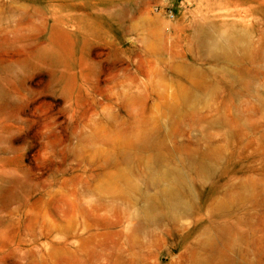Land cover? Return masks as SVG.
Returning a JSON list of instances; mask_svg holds the SVG:
<instances>
[{
  "label": "rangeland",
  "instance_id": "374dc122",
  "mask_svg": "<svg viewBox=\"0 0 264 264\" xmlns=\"http://www.w3.org/2000/svg\"><path fill=\"white\" fill-rule=\"evenodd\" d=\"M199 26L239 28L245 61L203 58ZM175 65L198 71L204 102L172 110ZM152 123L175 155L220 162L204 183L184 169L189 216L132 241L133 207L103 182L136 179L138 156L110 145ZM241 178L220 248L264 264V0H0V264H191L210 201Z\"/></svg>",
  "mask_w": 264,
  "mask_h": 264
},
{
  "label": "bare ground",
  "instance_id": "6f19581e",
  "mask_svg": "<svg viewBox=\"0 0 264 264\" xmlns=\"http://www.w3.org/2000/svg\"><path fill=\"white\" fill-rule=\"evenodd\" d=\"M228 28V31L207 26L196 29L195 42L203 58L231 60L234 63L245 61L243 56L236 55V46L235 49L229 46L230 42L241 41L244 33L236 26ZM245 42L243 40L241 44ZM173 69L184 77L185 82L179 84L176 90V96L181 102L171 104L172 110L178 105L186 107L204 102L208 90L198 71L185 65H175ZM136 129L118 137L110 145L112 152L122 154L127 159L133 160L134 156H138L142 168L140 165L136 171V179L132 181L126 173L114 171L103 182L111 195L123 198L133 207L135 223L128 233L132 241H139L140 234L151 226H161L165 221L175 224L180 218L189 216L194 207L195 194L184 169L187 168L189 174L204 183L214 174L220 162L219 157L206 154L175 155L160 137L158 124L152 123L149 128ZM245 186L244 178L239 182L229 179L222 186L221 195L210 201L208 208L213 221L204 225L199 232L190 256L191 264H237L234 258L227 256L220 248L221 242L228 243L234 232L233 225L222 221L220 214L230 210L240 200V190Z\"/></svg>",
  "mask_w": 264,
  "mask_h": 264
}]
</instances>
